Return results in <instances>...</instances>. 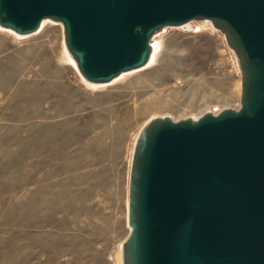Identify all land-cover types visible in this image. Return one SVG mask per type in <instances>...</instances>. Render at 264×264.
<instances>
[{"label": "rangeland", "instance_id": "1", "mask_svg": "<svg viewBox=\"0 0 264 264\" xmlns=\"http://www.w3.org/2000/svg\"><path fill=\"white\" fill-rule=\"evenodd\" d=\"M151 43L154 63L94 88L63 56L59 21L26 35L0 26V264H122L139 131L240 106L237 57L209 20ZM139 90L136 118L109 109Z\"/></svg>", "mask_w": 264, "mask_h": 264}, {"label": "water", "instance_id": "2", "mask_svg": "<svg viewBox=\"0 0 264 264\" xmlns=\"http://www.w3.org/2000/svg\"><path fill=\"white\" fill-rule=\"evenodd\" d=\"M44 18L93 82L146 65L159 28L209 19L224 33L240 106L140 131L123 264H264V0H0V25L18 34Z\"/></svg>", "mask_w": 264, "mask_h": 264}, {"label": "bare ground", "instance_id": "3", "mask_svg": "<svg viewBox=\"0 0 264 264\" xmlns=\"http://www.w3.org/2000/svg\"><path fill=\"white\" fill-rule=\"evenodd\" d=\"M47 20H50L49 18H44L43 19V21H42V23H41V26H40V28H42V26H44L45 24H46V22H47ZM206 20H209V19H206ZM204 21V20H203ZM210 21V23H211V26L213 27V28H215L214 27V25H213V23H212V21L211 20H209ZM1 26V25H0ZM3 26H1V28H2ZM5 28V27H4ZM216 29V28H215ZM218 29V28H217ZM15 32V31H14ZM62 33H63V28H62ZM224 34V33H223ZM21 35H23V34H21ZM64 43L65 44H62L63 46H62V49H63V53H64V55L63 56H65V58H66V60L67 61H69L70 63H72V65L74 64V65H76L77 66V63L75 62V60H74V58H73V56H72V54H71V52H70V50H69V48H67V45H66V41H65V35H64ZM151 45H152V53H151V56L149 57V59H148V62L146 63V65H144V66H147V65H150L151 63H154L155 62V60H154V54H155V51H156V49H157V47H159V46H157V45H155L154 43H151ZM235 53V52H234ZM235 56H236V54H235ZM237 60H238V57H237ZM238 64V63H237ZM143 66V67H144ZM238 66H239V64H238ZM77 69H78V66H77ZM134 69H136V68H133V69H131V70H129V71H125V72H131L132 70H134ZM153 71L155 70V69H152ZM78 71H79V69H78ZM80 73V72H79ZM121 73H123V72H121ZM120 73V74H121ZM120 74H118V75H120ZM81 75V74H80ZM118 75H117V77H115V78H113V79H111L110 81H105V82H93V81H90V80H86L82 75V77L86 80V81H84L85 82V84L87 85V86H90V87H94V88H96V87H99V86H103L104 84H108V83H110V84H112V83H115L116 81H117V79L119 78L118 77ZM240 82L241 81H239V84H240ZM238 88V87H237ZM145 93V90H139L138 91V93L136 94V95H134L133 97H132V101L130 102V104L129 103H126L125 105L123 104V105H120V104H118V105H114V106H112L111 108H109V109H114L115 107L116 108H118V107H120L121 108V111L125 114V115H128V116H130V117H137V116H139L144 110H146L147 109V107H148V104H144V103H140L139 101V99L143 96V94ZM240 98V97H239ZM130 106V107H129ZM157 117H159V116H157ZM154 118H156V117H153L152 119H154ZM152 119H150V120H148L147 121V123L149 122V121H151ZM147 123L142 127V129L147 125ZM141 129V130H142ZM140 130V131H141ZM140 131H139V135H140ZM139 135L137 136V138H136V141H137V139H138V137H139ZM136 141H135V144H136ZM135 144H134V146H135ZM135 149V148H134ZM130 173V172H129ZM130 178V177H129ZM128 189H129V186H128ZM128 199H129V193H128ZM128 202V201H127ZM127 206H128V203L126 204ZM128 213H129V206H128V211H127ZM127 221H128V214H127ZM128 226L130 227L129 228V232H130V230H131V226H130V224H129V221H128ZM129 234V233H128ZM127 234V235H128ZM128 237V236H127ZM126 237V238H127ZM125 238V239H126ZM125 241V240H124ZM124 241H123V243H124ZM123 243H122V246H121V250H122V264H123Z\"/></svg>", "mask_w": 264, "mask_h": 264}]
</instances>
